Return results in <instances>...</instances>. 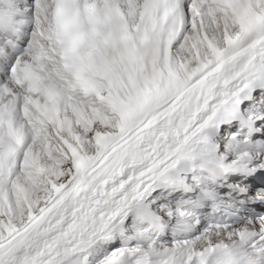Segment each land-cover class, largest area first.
Listing matches in <instances>:
<instances>
[{
	"label": "snow or ice",
	"instance_id": "1",
	"mask_svg": "<svg viewBox=\"0 0 264 264\" xmlns=\"http://www.w3.org/2000/svg\"><path fill=\"white\" fill-rule=\"evenodd\" d=\"M0 264H264V0H0Z\"/></svg>",
	"mask_w": 264,
	"mask_h": 264
}]
</instances>
